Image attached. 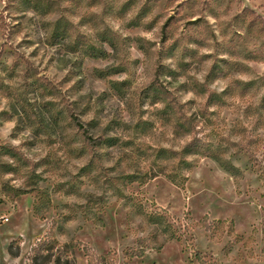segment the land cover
Masks as SVG:
<instances>
[{
  "label": "rangeland",
  "instance_id": "1",
  "mask_svg": "<svg viewBox=\"0 0 264 264\" xmlns=\"http://www.w3.org/2000/svg\"><path fill=\"white\" fill-rule=\"evenodd\" d=\"M34 246L264 264V0H0V264Z\"/></svg>",
  "mask_w": 264,
  "mask_h": 264
},
{
  "label": "trees",
  "instance_id": "2",
  "mask_svg": "<svg viewBox=\"0 0 264 264\" xmlns=\"http://www.w3.org/2000/svg\"><path fill=\"white\" fill-rule=\"evenodd\" d=\"M72 119H73L75 125L84 133V135L89 137L88 132H87L86 128L84 127V125L81 122H79L78 119L75 118V116H73ZM37 247L38 246L33 247V252L34 253L36 252V253L32 259V263L33 264H42L48 259V255H43L40 252L37 253ZM43 249H47V248L44 247Z\"/></svg>",
  "mask_w": 264,
  "mask_h": 264
}]
</instances>
